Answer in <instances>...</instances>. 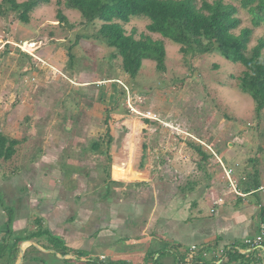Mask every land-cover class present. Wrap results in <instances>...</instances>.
Wrapping results in <instances>:
<instances>
[{
	"label": "rangeland",
	"instance_id": "1",
	"mask_svg": "<svg viewBox=\"0 0 264 264\" xmlns=\"http://www.w3.org/2000/svg\"><path fill=\"white\" fill-rule=\"evenodd\" d=\"M57 1L38 6L29 24L20 22L14 12L0 14V131L9 114L19 115L25 131L42 133L50 145L58 143L54 146L62 156L57 161L65 163L68 156L85 163L80 177L66 179L81 194L80 201L68 198L72 228L78 232L68 241L74 251L95 259L153 264L152 257L145 260L147 251L170 243L181 245L176 252L187 259L194 244L205 243L203 236L219 215L218 205L207 204L205 197L217 180L222 190L230 185L225 168L235 175L240 193L249 185L252 166L261 169L264 110L262 118L257 117L253 98L239 87L245 67L218 52L185 55L179 44L147 29L149 18L133 17L124 24L129 34L165 42L167 70L160 72L155 61L145 60L131 78L116 49L99 38L102 22H88L65 0L62 5ZM224 2L238 8L242 24L236 33L253 28L249 47H254L264 38V23L252 26L253 15L240 0ZM59 10L69 23H59ZM72 45L73 63L68 56ZM115 79L133 93L137 112L129 108V95ZM94 141H100V150L92 149ZM34 144L31 151L43 143ZM199 149L208 157L203 158ZM17 164L9 166L0 159V176H11ZM0 190L1 227L8 221V212L13 210L17 216L14 207L20 201L10 190ZM233 194L236 198L225 196L223 203L236 208L242 196ZM78 205L86 209L85 215ZM213 207L216 213L211 212ZM27 227L38 230L36 218ZM181 235L189 240H180ZM194 235L201 238L192 239ZM3 236L0 233V241ZM47 242L43 238L22 243L16 264H68L64 259L83 264L88 258L71 252L56 253L61 257L57 259ZM258 253L250 254L254 258ZM166 254L157 264H175L178 254Z\"/></svg>",
	"mask_w": 264,
	"mask_h": 264
},
{
	"label": "trees",
	"instance_id": "2",
	"mask_svg": "<svg viewBox=\"0 0 264 264\" xmlns=\"http://www.w3.org/2000/svg\"><path fill=\"white\" fill-rule=\"evenodd\" d=\"M201 1L199 6L198 0H65V5L79 11L88 22L97 20L102 22L98 29L99 38L108 46L116 49L115 55L122 57L123 70L131 78L137 76L145 60L155 61L156 68L160 72L167 70L165 42L154 40L150 36H141L137 39L135 33L129 34L124 24L129 23L133 17L149 18L150 23L147 29L179 44L181 53L185 55L199 56L218 52L220 56L234 64H242L245 70L239 76V87L242 92L253 98L257 117L262 118L264 110V38L259 39L258 43L250 48L249 44L254 30L244 27L240 29L239 33L235 32L242 24V20L238 16L239 11L234 4L225 3L224 0ZM240 1L242 6L249 8L253 15L252 26L258 27L264 23V0ZM50 2L51 0H25L23 2L2 0L0 1V14L6 15L8 12H14L20 22L29 24L31 14L36 8ZM63 3L62 0L57 1L58 5ZM57 15L59 23H69L68 17L61 10ZM71 26L73 25L71 24ZM77 42L74 44L76 45ZM75 45L68 48L71 63L75 60L73 53ZM110 139H112L111 136ZM20 143V140L11 138L0 131V159H11ZM100 148V141L92 143L93 150L98 151ZM199 151L203 158L208 157L201 149ZM248 175L251 176L249 185L243 192L250 193L251 189L259 188L260 177L254 166ZM12 212L13 210H11ZM11 213L7 223L2 227L4 236L0 241V264H16L23 242L39 241L43 238L48 241L45 245L48 249H53L62 255L72 252L77 257H88L83 264H133L124 259H95L82 250L74 251L60 236L53 235L49 229L43 228L41 219L37 220L38 230L29 231L27 234H16L13 230L14 216ZM262 218H264V209H262ZM218 241L219 239H216L196 245V254L191 262L186 261L185 257L176 252L181 245L170 243H162L155 251L148 250L144 257L145 260L152 257L153 264H157L160 258L168 255L166 253L178 254L175 257V264H230L244 263L249 260V255L247 257L246 254L239 252L240 248L247 246L245 239H237L221 250ZM163 244H168L169 248L166 250L167 247H162ZM26 256L27 252L23 258ZM252 259H256L255 264L262 261L261 256ZM217 260H221V262L216 263ZM64 261L73 264L71 259H64ZM246 263L250 264L249 261Z\"/></svg>",
	"mask_w": 264,
	"mask_h": 264
},
{
	"label": "crops",
	"instance_id": "3",
	"mask_svg": "<svg viewBox=\"0 0 264 264\" xmlns=\"http://www.w3.org/2000/svg\"><path fill=\"white\" fill-rule=\"evenodd\" d=\"M7 117L6 123H3V132L9 137L21 141V143L16 147V153L14 156L7 160L9 166L10 162H18V166L13 168L14 172L11 176H7L8 178L6 176H0V188L6 189V191L10 190L13 192V195L11 196L20 201L19 207H14L17 209V216H15L14 211L11 213L14 216L13 230L16 234H27L29 232L27 230V226L29 225L31 218H36V221L41 219L43 227L44 223H48L47 227H44L45 229H49L53 235L60 236L70 247V243L68 241H70L78 232L72 228L71 221L73 218L69 217L68 213L72 204L68 201V198L73 196L75 200L80 201L81 194L78 193L75 186L68 183L69 181H66V179L69 177H80L83 173V164L85 163L76 158H69L68 156L66 157L68 159L65 158L66 164L64 162L57 161L60 160L62 156V153L60 152L61 150H58L54 146L58 145V143L55 144L56 142L54 141V145H50V141L45 140L42 133L39 135V132L37 131H25V128H23L20 123L21 116L9 114ZM14 127L18 130L15 131ZM28 142L43 144H38L36 151H31L30 148H35V144H28ZM22 146L25 149L21 151ZM262 146L263 152L260 158L261 162H259L261 163V169L259 171L260 180L258 181L259 188L251 189L250 193L245 191L243 192L242 190L240 193L242 197H239V199L237 197L238 202L236 204V208H232L234 205L226 206L227 201L218 205L217 209L219 215L212 225V228L208 230L209 233H206L203 236V242L219 239L218 243L221 250L226 245L233 243L237 239L244 240L247 237L254 238L257 236V227L262 219V209H264V145ZM53 149H56V151H53ZM52 151L53 156L51 155ZM35 152H39V154H36ZM222 157L224 158V154H222ZM225 162L227 163L226 159ZM67 164L69 171L66 170L68 169V167H66ZM3 167L4 166H2V168ZM66 172L69 174L67 173L65 176ZM221 183L222 182L219 180L215 181V185L211 187L209 193L205 197L207 204H209V202L213 204L214 200L218 201L217 197H221L224 201L226 199L225 196H233L236 198L233 194V188L229 185L228 187H224V190H222L223 187ZM239 183H241V181ZM0 191L3 195L2 190ZM4 202L6 203L5 200ZM10 204L14 206V201ZM78 206L80 212L83 211V214L85 215L86 209L80 207V205ZM217 209L214 213H216ZM5 211L8 210H4V212ZM24 212H27L29 215L27 213L22 215ZM8 213L10 214V212ZM33 215L40 216V218L33 217ZM2 227L3 226L0 227L1 236L4 235ZM230 235L232 238L227 239L226 236ZM180 238H182L180 240H189V237L187 238L183 235H181ZM194 238H201V235L199 237H196L195 235L192 236V239ZM34 241L35 240L26 242L31 243ZM169 241H173V239L171 238ZM56 253L58 252L55 251V254ZM55 256L57 257V254ZM249 256L250 259L253 258V256ZM60 258L57 257V259ZM250 259L246 260L244 263L234 262L230 264H247V261H249L250 264L256 263V260ZM185 260L187 261L186 258Z\"/></svg>",
	"mask_w": 264,
	"mask_h": 264
},
{
	"label": "built area",
	"instance_id": "4",
	"mask_svg": "<svg viewBox=\"0 0 264 264\" xmlns=\"http://www.w3.org/2000/svg\"><path fill=\"white\" fill-rule=\"evenodd\" d=\"M116 83H118L120 86H122L123 91L128 93V99H127V103L129 108H131L134 112H137L136 108H135V104L132 102V92L127 88L126 84L120 80V79H115L113 80ZM127 90V91H126ZM136 99V98H135ZM138 100V99H136ZM149 117V116H148ZM150 118V117H149ZM202 142V141H201ZM210 147V146H208ZM212 149V148H211ZM225 177L227 178V180H229L230 186L233 188L234 192L237 194H240V192H238L237 187H236V180L233 176V173L231 171H229L227 168H225ZM218 201L214 200L213 204L215 205H221L223 204V199H221V197H217ZM215 207L211 208V212L214 213L215 212ZM259 232L257 234V236H255L254 238L251 237H247L245 238V244L247 245L244 248H238L239 252L244 253V254H248L251 255L250 253H252L253 251L257 250L259 251V255L262 257V261L264 259V218L261 219L260 223H259ZM192 252L188 255L187 261L191 262L194 259V254H196V245L192 246ZM260 262L259 264H264V262ZM221 262V260H217L216 263Z\"/></svg>",
	"mask_w": 264,
	"mask_h": 264
}]
</instances>
